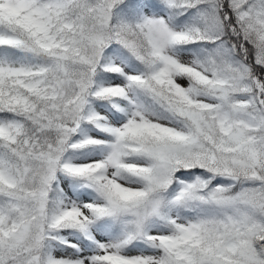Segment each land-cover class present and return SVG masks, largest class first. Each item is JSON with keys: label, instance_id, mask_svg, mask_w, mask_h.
Returning a JSON list of instances; mask_svg holds the SVG:
<instances>
[{"label": "snow or ice", "instance_id": "1", "mask_svg": "<svg viewBox=\"0 0 264 264\" xmlns=\"http://www.w3.org/2000/svg\"><path fill=\"white\" fill-rule=\"evenodd\" d=\"M0 264H264V0H0Z\"/></svg>", "mask_w": 264, "mask_h": 264}]
</instances>
